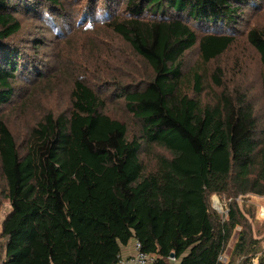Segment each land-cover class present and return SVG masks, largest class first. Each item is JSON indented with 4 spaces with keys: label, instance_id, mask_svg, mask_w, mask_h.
Masks as SVG:
<instances>
[{
    "label": "trees",
    "instance_id": "1",
    "mask_svg": "<svg viewBox=\"0 0 264 264\" xmlns=\"http://www.w3.org/2000/svg\"><path fill=\"white\" fill-rule=\"evenodd\" d=\"M63 1L0 0V194L10 206L0 264H117L132 240L153 264H264V236L253 237L234 202L264 196V116L239 83L229 86L241 64L223 61L249 0H87L82 15L95 17L106 3L114 15L104 28L127 48L118 54L141 59L148 74L114 69V50L97 42L85 68L75 62L64 73L66 108H48L17 141L2 107L19 77H44L40 56L17 37L20 18L61 16ZM243 40L262 65L264 110V27H250ZM194 47L198 60L187 67ZM90 68L102 89L86 78ZM110 98L136 128L103 111ZM211 195L232 199L224 216Z\"/></svg>",
    "mask_w": 264,
    "mask_h": 264
},
{
    "label": "rangeland",
    "instance_id": "2",
    "mask_svg": "<svg viewBox=\"0 0 264 264\" xmlns=\"http://www.w3.org/2000/svg\"><path fill=\"white\" fill-rule=\"evenodd\" d=\"M86 3L87 0H65L63 4L66 7L61 16L50 14L43 20L38 21L29 17L20 18L23 28L17 37L21 40L20 42L24 41L26 47L40 56L38 70L44 73V77H19L15 84V95L8 104L2 107L4 121L14 133L17 141H25L30 127L40 119L48 108L55 112L66 108L67 91L70 90L71 84L68 82L69 73L67 76L64 73L68 69L72 70L75 62L82 69L85 68L82 61L85 60V65H87L90 60L88 55L85 56L88 54L87 48L94 44L97 45V42L103 43L114 50L113 55L118 57L114 59V69L121 70V67L133 68L136 71L134 77L140 74V79H144L145 75L148 74V69L141 59L136 58L128 51L122 56V59L118 54V49L126 50L127 48L114 33L106 32V28H104L107 21L111 20L114 15L107 12L109 11L107 7L104 8L106 3H98L99 7L94 13L97 18L92 15H82L84 14L82 9H86ZM99 10L104 11L100 12ZM120 14L121 16L125 15L123 10H120ZM237 18L238 22L232 31L236 36V44L227 51L228 55L224 57L223 61L234 62L235 65L240 63L241 65L238 68L237 75L229 79V86L231 88L232 85L239 83L249 93L248 95L253 96L258 115L262 118L264 110L259 90V80L263 69L256 52L244 42L243 38L250 27H264V0H249L247 7H243L238 11ZM228 27L226 25V30H228ZM213 29H216V26ZM25 46L21 44V47L26 48ZM26 53L29 52L26 51ZM83 53L84 55L81 57ZM198 56V49L194 47L187 53L185 66L192 65L194 61L198 60ZM103 65L112 66V63L104 61ZM209 65L211 67L215 64L210 63ZM92 71L93 68H90L86 78L92 85H96V88L102 89L103 87L97 82L98 74H91ZM227 72L230 73V69ZM128 78L123 76L121 80L126 81ZM48 81L52 84L44 89ZM211 90L212 88H206L204 92H207L206 95H208ZM103 111L115 119L126 122L130 130L136 128L135 120L125 110L122 101L108 99L105 102ZM231 200V198L226 199L224 196L219 195H211L209 198L211 207L221 216H224L227 212V204ZM234 202L239 211L244 213L250 224L253 237L261 239L264 236V196L243 195L235 198ZM9 211V203L0 194V246L4 243L2 222ZM240 230V227L234 230L224 251L223 257L225 258L221 261L228 259L232 245L236 241ZM253 262L256 263L257 260L254 259ZM168 264H172V262Z\"/></svg>",
    "mask_w": 264,
    "mask_h": 264
},
{
    "label": "built area",
    "instance_id": "3",
    "mask_svg": "<svg viewBox=\"0 0 264 264\" xmlns=\"http://www.w3.org/2000/svg\"><path fill=\"white\" fill-rule=\"evenodd\" d=\"M131 255L127 258L120 257L117 264H153L154 259L148 253L142 250L141 243L138 240L131 241ZM224 257H220V260ZM169 260L175 262L173 257H170Z\"/></svg>",
    "mask_w": 264,
    "mask_h": 264
},
{
    "label": "crops",
    "instance_id": "4",
    "mask_svg": "<svg viewBox=\"0 0 264 264\" xmlns=\"http://www.w3.org/2000/svg\"><path fill=\"white\" fill-rule=\"evenodd\" d=\"M130 245H131V242H129L126 246L123 247V251L121 252V256L122 257H128V256L131 255L132 251H131V246Z\"/></svg>",
    "mask_w": 264,
    "mask_h": 264
},
{
    "label": "water",
    "instance_id": "5",
    "mask_svg": "<svg viewBox=\"0 0 264 264\" xmlns=\"http://www.w3.org/2000/svg\"><path fill=\"white\" fill-rule=\"evenodd\" d=\"M170 257H173V254H171V256Z\"/></svg>",
    "mask_w": 264,
    "mask_h": 264
}]
</instances>
